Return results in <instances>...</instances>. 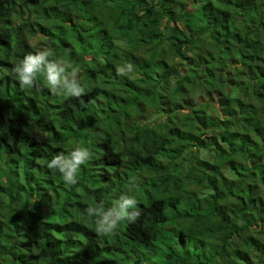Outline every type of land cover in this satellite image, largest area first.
<instances>
[{
    "label": "trees",
    "instance_id": "1",
    "mask_svg": "<svg viewBox=\"0 0 264 264\" xmlns=\"http://www.w3.org/2000/svg\"><path fill=\"white\" fill-rule=\"evenodd\" d=\"M0 264H264V0H0Z\"/></svg>",
    "mask_w": 264,
    "mask_h": 264
},
{
    "label": "clouds",
    "instance_id": "2",
    "mask_svg": "<svg viewBox=\"0 0 264 264\" xmlns=\"http://www.w3.org/2000/svg\"><path fill=\"white\" fill-rule=\"evenodd\" d=\"M42 57L28 56L22 62L18 69V79L22 86H32L33 73L40 64ZM47 83L49 87L57 80V74L54 67L49 66L47 70ZM70 91L73 94H79L81 89L72 85ZM90 153L87 147H77L69 156L57 155L49 163V168L58 169L62 173L63 180L69 184L74 185L77 180V173L81 165H85L90 159ZM136 199L132 196L122 195L113 206L104 210L103 206L89 208L87 214L89 217H95V230L99 235L114 234L118 225L124 220H134L135 214L131 212L136 206Z\"/></svg>",
    "mask_w": 264,
    "mask_h": 264
}]
</instances>
